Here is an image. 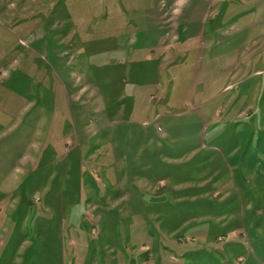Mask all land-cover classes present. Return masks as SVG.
<instances>
[{
  "label": "rangeland",
  "instance_id": "rangeland-1",
  "mask_svg": "<svg viewBox=\"0 0 264 264\" xmlns=\"http://www.w3.org/2000/svg\"><path fill=\"white\" fill-rule=\"evenodd\" d=\"M18 1L0 264H264V0Z\"/></svg>",
  "mask_w": 264,
  "mask_h": 264
},
{
  "label": "crops",
  "instance_id": "crops-1",
  "mask_svg": "<svg viewBox=\"0 0 264 264\" xmlns=\"http://www.w3.org/2000/svg\"><path fill=\"white\" fill-rule=\"evenodd\" d=\"M8 1H9V4L7 5V7H1L0 6V8L1 9H3V10H1L0 11V13L2 14V15H4V16H6V17H10V18H17L18 16H25L26 15V13H28L29 11L28 10H23V11H14L12 8H11V6H13L14 5V2L16 1V0H0V4L1 5H6V3H8ZM18 2H21V4H23V9L24 8H27L28 6H30V2H31V0H19ZM13 4V5H12ZM17 23H18V25H16V27L18 28L17 30L18 31H28L29 30V28H27L28 27V25L27 24H24V21L23 20H21L20 21V23L17 21ZM22 23V24H21ZM24 24V25H23ZM2 26L3 27H6V28H9V29H11L10 27H8V26H6V25H4V24H2ZM1 55V54H0ZM2 125V123L0 122V126ZM2 134V133H1ZM0 134V135H1ZM0 137H2V136H0Z\"/></svg>",
  "mask_w": 264,
  "mask_h": 264
}]
</instances>
